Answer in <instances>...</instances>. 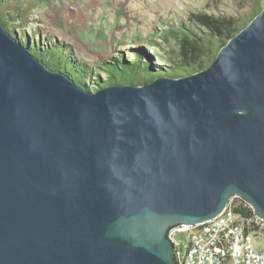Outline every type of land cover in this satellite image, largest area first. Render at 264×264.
<instances>
[{"label": "water", "instance_id": "water-1", "mask_svg": "<svg viewBox=\"0 0 264 264\" xmlns=\"http://www.w3.org/2000/svg\"><path fill=\"white\" fill-rule=\"evenodd\" d=\"M232 197L264 221V8L203 70L94 92L0 20V264H175Z\"/></svg>", "mask_w": 264, "mask_h": 264}, {"label": "rangeland", "instance_id": "rangeland-1", "mask_svg": "<svg viewBox=\"0 0 264 264\" xmlns=\"http://www.w3.org/2000/svg\"><path fill=\"white\" fill-rule=\"evenodd\" d=\"M253 1L255 0H5L6 6L18 7L21 4L25 11L16 18L3 13L5 19L2 20L7 24V32H15L18 34L17 38L24 33L29 41L36 39L39 50L47 42L64 48L59 60L64 65H71L70 62L73 61L86 68L90 74L86 75L84 83L94 92L98 89L96 82L103 83L108 78L104 62H112L121 54L126 59L131 51L140 47L151 56V69L159 70L169 66L157 60L155 53L152 54L147 46L151 43L158 44L159 53L166 56L164 59L170 58V62H175L179 59L174 56L188 49L185 47L183 51L184 46L175 40L176 36H181V31L192 30L201 37L205 34L203 32L206 29L194 21L196 16H241L249 11ZM257 1L264 8V0ZM68 57L71 61L66 60ZM59 60L50 58V63L58 64ZM144 60L148 61L146 58ZM115 78L118 81H139L141 74L136 70H128L125 75L117 74ZM229 202L237 205L239 199L230 198ZM258 236L263 238L264 229ZM255 241L257 249H264L258 240Z\"/></svg>", "mask_w": 264, "mask_h": 264}, {"label": "trees", "instance_id": "trees-1", "mask_svg": "<svg viewBox=\"0 0 264 264\" xmlns=\"http://www.w3.org/2000/svg\"><path fill=\"white\" fill-rule=\"evenodd\" d=\"M5 0H0V20L4 29L6 30V23L2 20L4 17L3 13H7L10 16L17 17L25 9L21 4L18 7H14L15 5H5ZM262 8L259 6V1H253V4L249 11L241 16L237 17H229L225 15L220 16H206L199 14L194 18V21H197L202 27L206 29L205 34L203 36H199V34L194 33L192 30L181 31V36H176L180 43L184 46L183 53H177L174 58H178L179 60L175 62H170V58L167 60L164 59L166 56H162L158 51V44L151 43L147 46V49L155 53V58L160 60L161 62L167 63L169 66H165L159 70H153L150 68L151 65V56L148 55L147 51H142L139 48L131 51L129 56H126V59H123L122 54L119 58L112 60V62H104L106 65L105 71L108 74V78L105 82L101 83L100 81L96 82L97 88H103L108 85H141L147 82L154 80L159 77H183L198 72L206 68L211 61L216 56L218 50L235 34H237L240 30H242L251 20L255 17ZM11 11H14L11 13ZM11 13V14H10ZM7 31V30H6ZM9 33V32H8ZM13 37L20 42L24 47H27L29 53L42 61L43 64L50 68L51 70L59 71L65 73L69 76L77 86L82 88L83 90L90 91L85 83L84 78L87 74H90L84 67H80L71 61V65L68 63L64 65V62H61L59 59L63 55L62 47H59L53 42H47V44L42 45V50L38 49V44L36 43V39H31L29 41L26 34H22L18 38L16 37L15 32H11ZM39 43L41 40L39 39ZM189 53V54H188ZM65 55V52H64ZM66 56H69L66 53ZM146 56V57H145ZM148 61H145L144 58ZM181 57V58H179ZM50 58H56L59 60V63H50ZM65 60V61H66ZM128 70L130 71H138L141 74V80H116L115 75L123 76ZM239 199V204H233V211L235 213L240 214L244 218H249L253 216L252 210L248 207L247 203ZM246 230L259 232L258 227L254 225L253 222H249V225H245ZM263 230V229H261ZM260 230V233H261ZM264 242V236H263Z\"/></svg>", "mask_w": 264, "mask_h": 264}, {"label": "built area", "instance_id": "built-area-1", "mask_svg": "<svg viewBox=\"0 0 264 264\" xmlns=\"http://www.w3.org/2000/svg\"><path fill=\"white\" fill-rule=\"evenodd\" d=\"M232 208L233 205L228 201L225 209L210 220L196 225L169 228L165 238L172 246L173 262L264 264V249H257L255 246V240H258L264 248L263 238L258 236L260 230L264 229V221L254 213L252 217L244 218ZM249 222H253L259 232L246 230L245 225H249Z\"/></svg>", "mask_w": 264, "mask_h": 264}]
</instances>
